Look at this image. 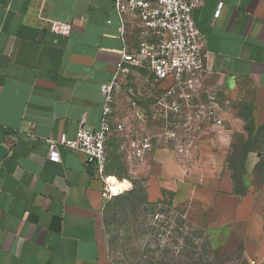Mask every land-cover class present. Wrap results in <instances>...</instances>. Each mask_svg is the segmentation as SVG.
I'll list each match as a JSON object with an SVG mask.
<instances>
[{"label":"crops","instance_id":"crops-1","mask_svg":"<svg viewBox=\"0 0 264 264\" xmlns=\"http://www.w3.org/2000/svg\"><path fill=\"white\" fill-rule=\"evenodd\" d=\"M192 17L205 55L201 97L216 94L223 128L205 126L184 155L154 143L134 159L116 123L131 114L130 99L146 112L150 99L146 69L130 67L115 93L106 174L126 191L141 187L150 205L197 204L213 215L212 228L237 235L244 264H264V130L255 132L264 127V0H204ZM44 19L69 24V35L50 32ZM118 27L113 0H0V144L8 149L0 160V264H109L104 213L126 191L105 198L86 155L60 147V161L50 160L47 140L74 138L80 121L98 129L100 89L124 46ZM126 32L134 52L139 29ZM243 106L251 134L235 113ZM141 127L151 135L161 122ZM236 132L257 141L237 176L229 163Z\"/></svg>","mask_w":264,"mask_h":264},{"label":"built area","instance_id":"built-area-1","mask_svg":"<svg viewBox=\"0 0 264 264\" xmlns=\"http://www.w3.org/2000/svg\"><path fill=\"white\" fill-rule=\"evenodd\" d=\"M119 19V34L124 42L119 61L111 81L100 89L102 113L98 129L90 130L84 121L74 138L61 135L48 139V158L59 162L60 147L82 152L93 176L103 183L102 194L112 198L110 178L106 174L107 141L112 132L115 93L123 85L130 67L145 68L143 85L147 88L148 112L138 101L128 102L130 115L118 120L116 129L129 136L128 151L137 160H143L155 143L172 155H184L196 147L205 126L221 129L224 110L214 92L201 97L199 77L203 71L205 55L200 50V36L192 12L204 0H113ZM221 4L218 6L219 14ZM47 29L67 36L69 24L44 19ZM139 29L137 48L127 50V26ZM159 121L158 132L148 134L141 125Z\"/></svg>","mask_w":264,"mask_h":264},{"label":"rangeland","instance_id":"rangeland-1","mask_svg":"<svg viewBox=\"0 0 264 264\" xmlns=\"http://www.w3.org/2000/svg\"><path fill=\"white\" fill-rule=\"evenodd\" d=\"M131 85L130 80L126 88ZM237 108L241 109L235 113L244 117L247 130L248 107ZM238 134L233 135L241 154L243 148H255L256 144L242 141ZM131 188L132 184L120 197L112 198L104 213L109 264H244L237 235L212 228L211 213L194 203L174 206L168 199L151 206L142 188Z\"/></svg>","mask_w":264,"mask_h":264},{"label":"trees","instance_id":"trees-1","mask_svg":"<svg viewBox=\"0 0 264 264\" xmlns=\"http://www.w3.org/2000/svg\"><path fill=\"white\" fill-rule=\"evenodd\" d=\"M246 130V129H245ZM248 130V131H247ZM246 131L249 133V134H251L254 130H255V128H254V126L253 125H250V127L247 129ZM261 130H264V127H261L260 129L258 128V129H256V131L255 132H259V131H261ZM252 141L254 144H257V141L256 140H252L251 138L250 139H248L247 141ZM232 148H234L233 149V154H232V156L230 157V160H229V163H230V166L232 167V169L234 170V175H239V172L241 171L242 172V169H236L237 167L238 168H240L241 166H242V163H243V160H244V154L246 153V152H248L249 150H245L244 148H243V151H245L244 153H242L241 154V150H242V147H240V146H238L237 145V143H234L233 144V146H232ZM141 188V187H140ZM132 191H134L133 189H132ZM143 194H144V191H143ZM121 196V195H120ZM120 196H117V197H113V198H118V197H120ZM144 199H145V196H144ZM146 201V200H145ZM162 202H164V201H162ZM162 202H158V203H156V204H153V205H151V206H155V205H158V204H160V203H162ZM148 204V203H147ZM150 205V204H149ZM106 209H107V207H106ZM105 209V210H106ZM197 264H200V262H198Z\"/></svg>","mask_w":264,"mask_h":264},{"label":"bare ground","instance_id":"bare-ground-1","mask_svg":"<svg viewBox=\"0 0 264 264\" xmlns=\"http://www.w3.org/2000/svg\"><path fill=\"white\" fill-rule=\"evenodd\" d=\"M108 181L111 183V191L113 196L121 194L126 189L124 184H119L114 179L109 178Z\"/></svg>","mask_w":264,"mask_h":264},{"label":"water","instance_id":"water-1","mask_svg":"<svg viewBox=\"0 0 264 264\" xmlns=\"http://www.w3.org/2000/svg\"><path fill=\"white\" fill-rule=\"evenodd\" d=\"M8 155V149L0 144V160Z\"/></svg>","mask_w":264,"mask_h":264}]
</instances>
